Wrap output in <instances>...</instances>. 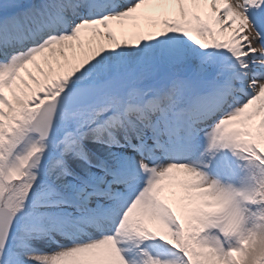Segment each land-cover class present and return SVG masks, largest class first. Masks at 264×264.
<instances>
[{
    "label": "snow or ice",
    "instance_id": "obj_1",
    "mask_svg": "<svg viewBox=\"0 0 264 264\" xmlns=\"http://www.w3.org/2000/svg\"><path fill=\"white\" fill-rule=\"evenodd\" d=\"M0 264H264V0H0Z\"/></svg>",
    "mask_w": 264,
    "mask_h": 264
}]
</instances>
